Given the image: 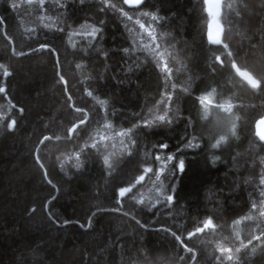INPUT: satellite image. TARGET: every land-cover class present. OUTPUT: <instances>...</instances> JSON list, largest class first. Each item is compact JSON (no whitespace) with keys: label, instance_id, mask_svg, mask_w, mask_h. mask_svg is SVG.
I'll use <instances>...</instances> for the list:
<instances>
[{"label":"trees","instance_id":"1","mask_svg":"<svg viewBox=\"0 0 264 264\" xmlns=\"http://www.w3.org/2000/svg\"><path fill=\"white\" fill-rule=\"evenodd\" d=\"M107 2L114 7L103 13L102 0H0V264H196L173 230L193 232L199 264H264V242L248 244L264 230V151L255 136L264 89L234 70L214 74L217 55L231 58L207 41L203 0H146L135 15L122 0ZM218 20L238 68L264 83V0H226ZM41 43L59 49L64 82ZM89 54L92 63L80 59ZM78 118L91 123L70 140L72 123L84 128ZM145 120L152 126L142 129ZM129 151L148 161L139 173L123 163ZM157 154L160 179L143 173L161 167ZM180 161L183 172L174 168ZM130 179L131 191L114 198ZM210 217L214 227L197 233Z\"/></svg>","mask_w":264,"mask_h":264},{"label":"snow or ice","instance_id":"2","mask_svg":"<svg viewBox=\"0 0 264 264\" xmlns=\"http://www.w3.org/2000/svg\"><path fill=\"white\" fill-rule=\"evenodd\" d=\"M145 2H146V0H122V6H134L132 15H135L137 12H141L142 7H143ZM40 3H41V5H43L44 0H40ZM80 3L81 4L84 3V0H80ZM203 6L206 7L207 10H208V6L205 3V0H203ZM113 7H114V5L111 4V3H108L107 0H102V3L100 5H98V8L103 13H108ZM121 15H127V13L124 12V11H121ZM142 15L146 16V15H148V13L147 12H143ZM208 15L211 16L209 14V12H208ZM128 19L131 20L132 16H128ZM152 19L156 20V17L153 16ZM103 22L104 21L102 20L101 23H103ZM213 22H214V17H213V21L210 22L209 25L212 24ZM209 25H208V28H209ZM139 27H140V29H144L145 25L144 24H140ZM216 27H217V38L213 40L212 37L209 36V32H208L206 34L207 39L209 41H211L212 43H214L215 45L221 46L217 50L222 51V54H223L224 57L231 58V61H230V63L226 64L225 60L222 58V56L221 55H217L215 57V64H213L211 66L212 69H213L214 74H218L220 76H223L226 72L230 74V72L232 70H234L237 75H239L241 77H244L247 80L248 84H250L253 89H264V83H261L260 81H257L256 79H253V77L251 75H249L248 73L240 71V69L237 66V63L235 62L236 54L230 50V45L229 44L223 43L222 39L219 38L220 31H221L220 30V25L217 24ZM100 31H101V29H99V28L94 29L92 34L94 35L96 32H100ZM149 35H151V33H149ZM39 47H40V49H48L50 57H56V59L53 62L54 77H60L61 82H64V78H63V76L61 75V72H60L61 64H60V60H59V49L56 48L54 45H53V47L51 49H49V45L46 44V43H41L39 45ZM132 47L134 48V45ZM122 51L127 52L128 48L125 47L124 49H122ZM20 55H24V53L21 52ZM157 55H159L158 52H157ZM80 59H87L89 61V63L93 62L91 54H89V56H87V57L81 56ZM165 71H170L168 69L167 65H165ZM193 90L194 91H202V89H193ZM3 91H4V89L0 88V92H3ZM89 94L91 95V93H89ZM69 99H71V98H69ZM166 99L171 101L172 100L171 94H169L166 97ZM198 99H199L201 104L207 103V101L204 100V98H202V97H198ZM69 107H70V105H69ZM216 107L220 108L221 110H223L225 112H230V110H231V106H226L225 104H218V105H216ZM165 108H167V105H165ZM76 111L77 112H81L82 109L81 108H77ZM85 115H87V114H85ZM78 119H79V124L80 125H84V128H79L76 123H72L71 127L67 128V131H66V136L70 140L73 139V138H76V137H73V133H75V132L79 133V136H78L79 139H83V136H84L87 128L89 127V125L91 123L90 120L86 122V120L84 118H78ZM154 120H157V121L163 123L166 120V114L165 115L156 116V117H154ZM167 123L170 125L171 121L168 120ZM258 123L264 124V116H261V118L258 121ZM151 126H152V121L145 120L144 124L142 126V129H147V128H150ZM133 127H138V125L134 124ZM8 128L12 129L13 128V124L9 123L8 124ZM53 135H55V133H53ZM117 135H127V133H117ZM44 139L48 140V139H50V137L45 136ZM57 139H59V137H57ZM103 139H106V137L102 136L101 140H103ZM223 139H224V137L222 136L221 140H223ZM259 139L261 141V144H260L261 151H264V138L259 137ZM41 143H42V141H41ZM219 143H220V141L218 140L217 144H219ZM217 144H213L212 147L216 148ZM96 146L97 145L95 143H93L91 145L92 148H95ZM136 146L138 148L139 144L137 143ZM158 146H159V149H161V150L168 148V145L165 142H163V141L158 142ZM186 146L191 148V147H196L197 145H193L191 141H188V144ZM89 155H91V153H89ZM136 155H137V153L135 151H129L127 153V156L124 159L123 163L124 164L133 165L136 173H139L140 172V165L146 164V163H148V161H146V160H137L136 159ZM173 159H174V157L172 155H168L167 156V161H172ZM261 159L264 160V157H262ZM155 162H160L161 163V167H156L155 169L150 168V167H144L143 168V173L144 174L154 173L156 178L160 179L162 166H163L161 155L157 154L155 156ZM37 163H39V160H37ZM104 164L106 166L110 167V165H108V158L107 157L104 158ZM174 168L176 170H179L180 172H183L184 171V163H183V161H180L178 164H175ZM144 174L134 175L133 179H135V181L137 183H139L141 181H144L145 180V175ZM262 183H264V181H262ZM128 184H129V187L118 186L115 189V191H114V194H113L114 198L115 197H124L125 193L131 191V184H132V180L131 179L128 181ZM164 200L166 201L167 204L175 206V196L174 195H167V196L164 197ZM116 203L119 204L120 200L117 199ZM252 207L255 208V204H253ZM205 215H209L210 216V214H208V213H206ZM260 216L264 217V211L260 212ZM246 218L247 219H251V217H246ZM213 219H215V217H210V218L204 220L203 221V227H197L195 229V231L197 233H199V232H202L204 229L213 228L214 227ZM239 222H240L239 220L234 221V223H239ZM136 224L140 225V227H142V228L144 227V225L141 224V221L139 219L136 220ZM162 230L165 231V232L169 231L167 228H164ZM171 235L173 237V242L175 244L179 245L180 247H183L186 252L191 254V259L193 261H196V264H199V262L197 260V257H196V252L193 250L192 247L189 246L190 242H191V237L193 236V232L188 231L186 238L183 237V233H181L180 235H177L175 230H173L171 232ZM253 241L264 242V230H262L259 235H256L255 232H253V234L251 235L250 239L248 240V244H251ZM241 246L244 247V248H247V245L242 244ZM220 251L225 252V253H230L232 251V249L231 248H223V249H220ZM236 251L239 252L240 248H237ZM227 259L229 261H231L232 260V256L229 255L227 257Z\"/></svg>","mask_w":264,"mask_h":264},{"label":"water","instance_id":"3","mask_svg":"<svg viewBox=\"0 0 264 264\" xmlns=\"http://www.w3.org/2000/svg\"><path fill=\"white\" fill-rule=\"evenodd\" d=\"M226 0H205V3L207 4L208 6V10H207V14L209 12V14L211 16H209L211 18V21H213V17H214V22L212 24L209 25V28L207 29V33L209 32V36L212 37V39H216L217 38V27L216 25H220V36L219 38L222 39L223 41V32H224V29H223V26L222 24L219 22V17L221 16L222 14V7H223V4ZM208 43L212 46V47H219L217 45H215L214 43H212L211 41H209L207 39ZM241 71V70H240ZM241 72H246L248 73L247 71H241ZM249 75H251L250 73H248ZM239 76V75H238ZM252 76V75H251ZM240 79H242L245 83L248 84L247 80L244 78V77H241L239 76ZM253 77V76H252ZM254 79V77H253ZM250 85V84H248ZM251 86V85H250ZM260 120V119H259ZM258 120V121H259ZM258 121L256 122L255 124V136L256 138L258 139V141L261 143L259 137L261 138H264V124H261V123H258Z\"/></svg>","mask_w":264,"mask_h":264}]
</instances>
